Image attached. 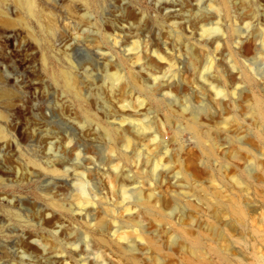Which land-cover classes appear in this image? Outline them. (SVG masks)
Returning <instances> with one entry per match:
<instances>
[{
    "label": "rangeland",
    "instance_id": "1",
    "mask_svg": "<svg viewBox=\"0 0 264 264\" xmlns=\"http://www.w3.org/2000/svg\"><path fill=\"white\" fill-rule=\"evenodd\" d=\"M34 3L37 14L0 0V264H53L25 249L29 230L70 264H82L75 247L101 245L118 261L108 233L140 227L144 244L136 249L131 237L130 250L147 261L156 253L159 264H264V0ZM212 22L220 34L209 31ZM156 47L173 67L154 82L139 64L145 58L132 55ZM106 68L125 78L112 85ZM210 77L218 96L204 83ZM167 81L170 95L157 89ZM192 113H205L200 135L187 129ZM149 131L174 154L171 171L154 166ZM81 174L89 200L74 184ZM117 175L130 181L126 196ZM150 183L156 197L148 204ZM86 215L104 228L89 227L79 218Z\"/></svg>",
    "mask_w": 264,
    "mask_h": 264
},
{
    "label": "bare ground",
    "instance_id": "2",
    "mask_svg": "<svg viewBox=\"0 0 264 264\" xmlns=\"http://www.w3.org/2000/svg\"><path fill=\"white\" fill-rule=\"evenodd\" d=\"M20 1L24 4V6L26 7V9L28 11H30L32 14H37L34 0H20ZM81 1L83 2V0H81ZM84 1H86V0H84ZM164 7H171L170 3L166 2ZM212 24L214 26L210 27L209 31L211 33L217 32L218 34H220L221 33L220 23L219 22H215V23L212 22ZM219 40H222L223 42H225L224 38H222V35L220 37L215 38L212 43L214 44L216 42L217 48L220 45ZM241 42H242V40H235V45L240 46ZM136 48H137L136 45H132L129 49L134 50ZM163 52L164 53H161L159 48L156 47V48H151L149 51L145 50V52H143V53L135 52L132 55L133 57H136V59L138 61L143 59V58L146 59V62L144 59L143 63L140 62L139 64H140V66H144V68H147L149 77H151L152 80H154V82L159 80L160 75H158V74L161 72L162 67H165V66L170 67L173 65L172 64L173 62H171V60H172L171 54L169 52H166V51H163ZM206 62H207V65L204 67L205 71L208 69H211V67L213 65V61L211 59H208ZM105 74H106V77L108 78V80L111 82L112 85L117 81H123V79L125 78L124 74L121 72L120 69L109 72L108 69L106 68ZM201 75H203V71H202ZM60 76H61L66 88L68 90H70L71 92H73L75 96L80 98L81 95L79 93L78 86L76 84V81H75L73 75L66 70L65 71L62 70ZM204 83L214 91L216 96H218L221 93L222 87L219 86L220 82L217 79H215L214 77L205 78ZM173 85H174V83L170 82V81L162 82L159 84L157 89H158V91H162L163 94L170 95ZM136 99H137V97H136ZM139 105L140 106L138 109H141L143 107V102L140 101ZM125 107H124V109H125ZM1 116H2V114L0 113V117ZM204 116H205V113L203 115L198 114V113H196V114L192 113L191 114V118H189L188 127H187L188 131L191 134H194L195 136L202 134V127H203L202 119ZM142 133H143L144 137L145 136H152V138L149 139V141L151 140L153 142V144L155 145L153 150L156 147L155 152L151 149L152 152L155 153L154 156L156 157V159H154V166L155 167L161 166L164 173L167 172L168 170L171 171L174 168V163L173 164H169V163L172 162V158L174 159V156H173L174 154L172 152H169L168 149H166V145L164 144V140L158 139L157 135L155 134L154 131H149L147 133L142 132ZM3 136H4L3 130L0 128V139H3ZM118 140L124 148H128L129 144L131 142V138L126 136V135H123L121 137V139H118ZM214 145H215L214 142L210 140L209 145H208L209 153H215ZM145 146H146V144H145ZM147 147H148V145H147ZM147 147H145V148H147ZM124 152H126V151L124 150ZM81 175H82V179L81 180L76 179V183H74V184H75V186H77V190L79 191L82 198H84V200H89L91 197L89 195L90 193H88L87 188H86L87 180L85 179L84 174H81ZM117 176L118 177H116V180H114V184L116 186H118V188H119L118 191L122 195L126 196L128 191H129V189L127 187V183L130 181L125 179V177H119V175H117ZM153 189L154 188L152 187V184L150 183L149 193L147 195V199H145V202L148 204H150L152 202V200H154L156 197V193L153 191ZM126 210L129 212L126 214L128 217H132L135 214V212L130 208H127ZM231 211L235 212L236 214L241 213V210L238 207H234V208L231 207ZM79 218L80 219L84 218V221L86 222V224L89 227H91L97 231L102 230L105 226V223L102 220H96V217H90L89 215H86L85 217L79 216ZM58 225L60 227H63L61 224H58ZM42 232H48L51 234V236H56V234L58 233L57 231H52V229H49V228H43ZM116 232H117V230L115 229L113 232L108 233V234L114 240L115 245L117 247L116 250L118 252L122 253V255H123L118 261H114L113 259H111L112 253L114 252V249L110 246L106 247L104 245H101L98 247L97 246L93 247V249L90 248L89 246H86L82 249L75 247V249L72 251V254L77 256L79 258V262L82 264H90L91 261H95V262L98 261L99 264H124V261H129L131 264H159V258L156 255V253H155V256L153 259L147 261V260H145L144 257H141L140 255H138L137 252L131 251L132 249H135V246L130 244L131 237H132V240L135 243H137L136 249H139V246L144 244L143 238L146 236L144 235L145 233L141 227L137 228V229H131L130 231H123L122 233H116ZM26 239H27V242L24 246L26 250L31 251L32 253H34V252L40 253L42 255V257H44L45 260H48V261L51 260L53 264H58V263L70 264L68 259H70L71 256L64 255V254H56V253L52 254V252L47 250L48 249V243L45 240V236H43V235L37 236L36 232L29 230L26 233ZM101 239L103 240V238H101ZM146 240L153 241V239H151L149 237H147ZM126 248H128V251H124ZM90 254L93 255V257H90ZM37 263H39V262H35L34 264H37Z\"/></svg>",
    "mask_w": 264,
    "mask_h": 264
}]
</instances>
